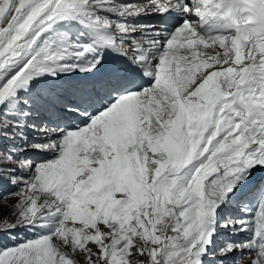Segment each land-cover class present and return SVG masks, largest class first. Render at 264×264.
<instances>
[{
  "label": "snow or ice",
  "instance_id": "snow-or-ice-1",
  "mask_svg": "<svg viewBox=\"0 0 264 264\" xmlns=\"http://www.w3.org/2000/svg\"><path fill=\"white\" fill-rule=\"evenodd\" d=\"M0 183V264H264V0H0Z\"/></svg>",
  "mask_w": 264,
  "mask_h": 264
},
{
  "label": "rangeland",
  "instance_id": "rangeland-1",
  "mask_svg": "<svg viewBox=\"0 0 264 264\" xmlns=\"http://www.w3.org/2000/svg\"><path fill=\"white\" fill-rule=\"evenodd\" d=\"M16 191V189L7 183H0V219H3L12 211L13 205L16 203V200L9 196L8 194ZM32 233L16 230L10 234L0 235V247L2 246H12L13 244L31 237Z\"/></svg>",
  "mask_w": 264,
  "mask_h": 264
},
{
  "label": "bare ground",
  "instance_id": "bare-ground-1",
  "mask_svg": "<svg viewBox=\"0 0 264 264\" xmlns=\"http://www.w3.org/2000/svg\"><path fill=\"white\" fill-rule=\"evenodd\" d=\"M62 113H60L59 111H55L54 113L52 112L50 114V116L53 118V119H56L57 117H62ZM62 120V119H61ZM61 120L59 121L61 123ZM67 122H72L71 118H68L67 119Z\"/></svg>",
  "mask_w": 264,
  "mask_h": 264
}]
</instances>
